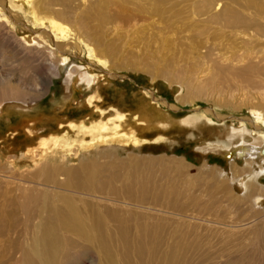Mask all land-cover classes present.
I'll return each instance as SVG.
<instances>
[{
	"label": "rangeland",
	"instance_id": "1",
	"mask_svg": "<svg viewBox=\"0 0 264 264\" xmlns=\"http://www.w3.org/2000/svg\"><path fill=\"white\" fill-rule=\"evenodd\" d=\"M26 1L29 7L0 0V108L13 112L0 118V177H5L0 179V264H41L38 233L48 223V232L57 233L61 264H168L165 257L176 238L187 245L175 264H264V197L257 198L264 193L245 196L246 188L239 186L264 187V176L257 178L256 164L249 167L241 151L264 144V80L251 84L215 73L191 75L197 70L194 51L205 44L197 34L201 25L208 27L207 43L220 44L227 53L243 50L244 36L218 32L223 25L208 18L231 8L252 21L255 10H243L246 0H175L173 11L181 17L172 21L167 15L151 19L137 11V2L120 0L124 18L101 30L92 24L94 32L83 37L69 18L58 19L44 8L45 0ZM205 2L211 9L199 17L194 9ZM253 6L264 8V0ZM5 27L14 36H7ZM228 135L235 138L232 143ZM224 143L231 144L227 149L236 146L233 158L219 152ZM145 180L166 191L160 204L195 199L172 220L188 215L191 226L200 217L229 226L250 222L252 232H241L244 236L230 243L205 227L181 233L180 226H166L156 232L151 223L155 234L137 240L141 213L131 202L111 207L81 201L82 194L122 202L129 185ZM211 203L215 210L206 211L203 206ZM202 211L208 214L201 216ZM116 212L117 217L109 216ZM74 222L85 224L92 238L102 233L106 245L86 250L84 235L69 232ZM123 232L131 240L122 239ZM127 250L135 255L127 257Z\"/></svg>",
	"mask_w": 264,
	"mask_h": 264
},
{
	"label": "bare ground",
	"instance_id": "2",
	"mask_svg": "<svg viewBox=\"0 0 264 264\" xmlns=\"http://www.w3.org/2000/svg\"><path fill=\"white\" fill-rule=\"evenodd\" d=\"M16 1L22 5H26L28 7L30 6L29 2H27L26 0H16ZM130 1L137 2V5L135 4L137 11H142L143 14H146V16L151 17V19L152 18H161V19L163 18V19H165L164 17L167 15L168 20L172 21L174 19H178L179 17H177V16L178 15L180 16V14H181V13L176 14V12L173 11L174 7H175V0H130ZM253 1L254 0H246L247 3H246V5H244V7L242 5H240L243 7V10H245V11H250L251 9L255 10V12H254L255 19H253L252 21L246 20L248 18L243 17V15H241L240 12H238L234 9H231V8H229V9L226 8L224 10L223 14L222 13L219 15L214 14L208 18V19H210L208 21L209 23H212V24L215 23L216 25H218L216 27H219L220 23H221L220 25H223V26L218 28L219 29V30H217L218 32L230 30L232 32L231 34L234 36L241 37V35H242L245 37V39H243V41H241L243 50H239V53H229V52L227 53V52H225V49H223V47L220 44L219 45L213 44L214 42L211 44L207 43L206 38L208 36H206V35L208 34V32L206 29L208 27L203 26V25L200 26V30L198 31L197 34H198V37H200V38L203 37L202 42H204L205 44L198 45L197 46L198 48L195 49L196 52L194 51L195 59H193V60L196 62L195 64H196L197 70H196V72L191 73V75L192 74H194V75L204 74L205 76L206 75L210 76V74L213 75V73H215V74H218L219 77L232 76L236 79L242 78L241 79L242 82H251V84H257L258 83L256 81L257 79H260L261 81L264 80V24L260 23V19H263V21H264V18H261V16H264V8L258 7V6L257 7L253 6ZM121 2H120V0H45L43 3V6H44V8L50 9L52 11L53 16L57 17L58 19L59 18H64V19L69 18L70 22L72 21L79 28V30H78L79 32H78L77 36L80 37L84 34H87V32H91L92 30L94 32V27H93L94 25L92 26V24H95V26L98 27L97 30H101L102 28H105L107 25H111L113 23L115 24V22L118 21V17L124 18L125 11L122 10V9H124V7L121 5ZM233 3L237 4L235 2H233ZM243 3H245V2H243ZM202 4H203V6H201V8L199 10L194 9L195 10L194 13L197 14V16L199 14L200 15L199 17H201V16L203 17V15H206L207 14L206 11L211 9V5H212V4L210 5L208 2H205ZM166 10L168 11V13L166 12ZM30 13H32V11ZM45 14H47V13L45 12ZM146 18H148V17H146ZM222 23H224V24H222ZM55 24H57V22ZM203 24H205V23H203ZM0 25L2 26V23ZM210 26H212V25H210ZM3 31L9 37L12 35L14 36V34L12 32L10 35V33L6 27L3 28ZM47 34H49V33H47ZM224 35H225V33H224ZM90 36H92V35L90 34ZM2 38H4V37H2ZM223 39H226V38H223ZM213 40H215V39H213ZM236 43H238V42H236ZM224 47H225V45H224ZM198 49L199 50L202 49V50H200V51H202V53ZM75 51H76V49H75ZM73 75L74 74L70 73V78H73ZM218 75L216 77H218ZM211 80H212V78H211ZM71 86L73 87V85H71ZM66 99L67 98H65V100ZM69 99H71V98H69ZM11 113H13L11 108L8 109L7 111L6 110L4 111L0 108V118L8 117ZM227 137H228V140L231 141V143L235 140V138L232 137L231 135H228ZM228 145H231V144L224 143L221 146L219 152L221 154L222 153L226 154L227 158L231 159V158H233L232 150L233 149L236 150L237 148L234 145L231 149H227L226 147ZM240 146H242V144ZM241 151L245 152L243 154L245 156L244 160L246 161V163L249 167L253 163L256 164V166H257V172H256L257 178L260 179L262 176H264V144L263 145L248 144L243 149H241ZM235 168H237V167H235ZM51 173H53V172H51ZM3 176L0 177V179L5 181V177H3ZM145 181L146 182H144V184L142 186H141V184L140 185L137 184V185H129L127 187L129 190H131V192L126 193L128 199L122 200V202H124V203L117 201L115 198L109 199L108 197H104L102 195L96 196V197H98V199H94V197L92 195H89L88 197L91 199L88 200L82 194L80 195L81 201L82 200H84V202L90 201L91 203H94V204H108L111 207H120L121 206L120 204H122V205L128 204V203H126V201L131 202L132 203L131 204L132 210H137V211H140V213H141V215H140L141 221L139 222L140 224L138 223L139 224V231L137 233V235H138L137 240H140V239L144 240V239H147L150 236L154 235L155 234V232H154L155 228H157L156 232H161V231L164 232V228L166 226L172 227V228H174V230L176 229L177 226H180V232L181 233H184V232L188 233V231L195 232V231L201 230V228L203 229L205 227V230L208 234H210V233L217 234V236H219V238H221L222 240L223 239H226V240L229 239L230 243L232 240H234V239L236 240L237 238L241 239L240 238L241 236H244L246 234H250L252 232L249 227H252L251 224H253V223H250V222L241 223V224L235 225V226H232V225L229 226V225H223L224 223L222 224V223L214 222V221H211L208 219L202 220V217H200L201 223H204V224H201L199 221V224L197 223V224H194L191 226V223H186V220H185L188 215L186 216V218L184 220H180V221L179 220L178 221L172 220L173 218L180 217V215H181L180 212H182V210H184V206L189 208L194 203H197L195 201V199L192 202L187 201L186 203H183L184 205H182V203H178L177 202L178 200L176 202L174 200H172V201L169 200V202H167V203L164 202V203L160 204V203H158L159 202L158 199H160V200L163 199L164 196L162 197V195H163L162 193L166 192V191H163L160 193L159 191L163 187L160 188L159 186H155L156 185L155 182L154 183L149 182L151 180H149V181L145 180ZM239 186L241 187V189H244V190L246 188V192L244 193L245 196H246V194L250 195L251 191H255L257 193H264V187L256 185L254 182H249L248 184L242 183ZM158 187L160 188V190H158V189L156 190V188H158ZM150 188H152V189H150ZM172 194L177 196L176 193L175 194L172 193ZM167 197L169 199H172L171 197H169V195ZM263 197H264V194L259 195L257 198H263ZM188 199H189V197H188ZM256 201H258V200L256 199ZM86 204H88V203H86ZM211 204L210 205L205 204L208 208L204 207V206H203V208L206 209V211L215 210L214 209L215 204H213V203H211ZM128 205H130V204H128ZM91 208H93L92 205H91ZM184 213H185V211H184ZM204 213L208 214L207 212L202 211L201 216L205 217L206 214L204 215ZM117 214H118L117 212L116 213H110L109 216L117 217ZM167 216L171 217V219H167L168 221L171 220V223L166 221ZM183 216L185 217V215H183ZM180 219H183V218H180ZM191 219H192V221H194L196 218H194V216H193ZM188 220H190V219H188ZM91 223L94 225V227L96 229H98V230L100 229L101 224L97 220V218H94V220L91 221ZM151 223H154L157 225L153 230L151 228H148V227H150ZM172 223H174L175 225H173ZM219 225L224 226V228L235 229V230L239 231V233L235 234L232 231H227L225 229H223V231H222V229H220L219 227H216ZM44 226H46V227L43 229ZM44 226H42L40 229L38 228L39 229L38 238L43 245V250H40L39 254H38L39 259L41 261V264H61V261H60L61 258L59 257V255H60L59 245H58L59 240L57 237V233L55 231H52L51 233L48 232V229L51 227V223H48ZM116 229H121V226L117 225ZM69 232L72 234L84 235L85 242L82 243V245L86 250L88 248H90V246L93 244H94V246H93L94 251L95 250L97 251V245L98 246L103 245V242L106 245V242L103 238V234L102 233L99 234V231H98L97 233H95L96 235H93V238H92L90 236V234L86 231L85 224H82L79 222H74L73 224H71L69 226ZM241 232L243 234L244 233H246V234L242 235ZM120 236L122 237V239H124L126 241L131 240V237L129 239V236L127 235L126 232H123L122 234H120ZM198 240H199V238H198ZM193 243L195 245V248H197L198 246L201 247V243L199 241H193ZM185 245H187V240L184 241L183 238L182 239L176 238L175 240L172 241L170 248L168 250V254L165 257L169 262L168 264H175V261H177V259L179 258V255L181 256L183 254V252L185 251V249H186ZM76 247L79 248V246H76ZM139 250L143 251L142 248H140ZM103 255L105 257L108 256L107 251H103ZM126 255H128L127 257H129V256L132 257L133 255H135V253L133 254V253H131V251L127 250ZM154 255L158 260L159 259L162 260V258L164 257L162 254H159L156 251V249H154ZM161 256H163V257H161ZM122 258H124L123 254H122ZM186 258L187 257H185V259ZM187 260H189V259H187ZM62 262H64V261H62Z\"/></svg>",
	"mask_w": 264,
	"mask_h": 264
}]
</instances>
